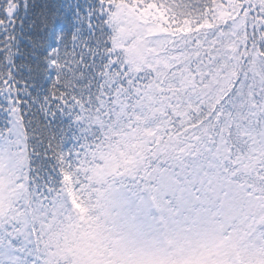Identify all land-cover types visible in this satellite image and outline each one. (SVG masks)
Segmentation results:
<instances>
[{"label":"snow or ice","instance_id":"6c2138e0","mask_svg":"<svg viewBox=\"0 0 264 264\" xmlns=\"http://www.w3.org/2000/svg\"><path fill=\"white\" fill-rule=\"evenodd\" d=\"M0 264H264V0H0Z\"/></svg>","mask_w":264,"mask_h":264}]
</instances>
